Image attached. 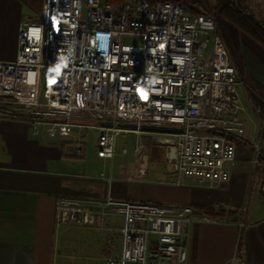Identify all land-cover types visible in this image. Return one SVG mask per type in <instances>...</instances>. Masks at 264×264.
Wrapping results in <instances>:
<instances>
[{
	"label": "built area",
	"instance_id": "obj_1",
	"mask_svg": "<svg viewBox=\"0 0 264 264\" xmlns=\"http://www.w3.org/2000/svg\"><path fill=\"white\" fill-rule=\"evenodd\" d=\"M240 82L210 12L148 0H43L40 14L19 31L15 60L0 62V108L23 110L19 114L29 116L24 120L36 138L92 129L100 158L113 157L120 134L153 135L165 146L164 168L174 183L219 187L230 179L227 165L235 161L237 138H246ZM125 123L137 129L120 126ZM142 125L182 130L151 132ZM261 140L250 143L264 199ZM148 152L143 143L132 149L139 160ZM111 215L121 218L120 246L101 264H190V227L216 221L189 205L111 195L62 196L55 203L58 226L103 229Z\"/></svg>",
	"mask_w": 264,
	"mask_h": 264
},
{
	"label": "crops",
	"instance_id": "obj_2",
	"mask_svg": "<svg viewBox=\"0 0 264 264\" xmlns=\"http://www.w3.org/2000/svg\"><path fill=\"white\" fill-rule=\"evenodd\" d=\"M42 2L0 0V62L15 60L19 31L40 14ZM231 33L234 42L229 49L241 78L240 118L246 138L237 140L235 161L227 165L230 179L219 187L176 184L163 161L166 177L157 186L170 203L227 213L212 216L215 222L190 227V264H264L262 177L253 170L250 143L260 136L264 119V48L237 30ZM244 114L253 121L252 131L247 130ZM14 124L0 123V264H62L57 258L56 200L104 197L110 190L93 182L92 166L79 159L80 129L50 140L43 134L33 137L29 126ZM147 158L146 154L141 164L146 170Z\"/></svg>",
	"mask_w": 264,
	"mask_h": 264
},
{
	"label": "rangeland",
	"instance_id": "obj_3",
	"mask_svg": "<svg viewBox=\"0 0 264 264\" xmlns=\"http://www.w3.org/2000/svg\"><path fill=\"white\" fill-rule=\"evenodd\" d=\"M208 4L211 8L215 5L212 0H209ZM247 6L256 18L264 19V0H249ZM210 13L215 17L217 28L223 35L227 45H229L228 48L231 47L234 42L231 31L234 33L238 29L214 11H210ZM133 42L134 39L132 38L124 39V43L132 44ZM0 109L14 114L24 112L21 109H13L12 107H2ZM0 113V123H18L28 126L22 116ZM243 118L247 122V130L252 131L253 121L245 114ZM87 123L93 124V122ZM79 132L83 135V155L79 159L84 161L87 166H92L93 182L101 184L105 189H109L110 194L117 198L176 205L164 200L162 197L163 191L157 188L160 185V181L164 182L166 177L162 170L165 146L156 144L153 135L133 132L120 134L115 141L113 157L99 159L97 156V135L95 131L85 129L79 130ZM137 143H144L149 149L147 160H149L150 166L148 170H145L144 175L140 173L144 159L139 160L138 157L132 154V149ZM252 147V157L254 158L256 149L253 145ZM260 148L262 149V140ZM124 150L126 151L124 152ZM255 179V182H257L258 177L256 176ZM106 223L107 227H103V229L93 226L62 225L58 228L56 227L59 249L57 258L59 262L62 264H101L104 263L106 258L115 255L120 246L119 228L121 218L117 215H111L107 218Z\"/></svg>",
	"mask_w": 264,
	"mask_h": 264
},
{
	"label": "trees",
	"instance_id": "obj_4",
	"mask_svg": "<svg viewBox=\"0 0 264 264\" xmlns=\"http://www.w3.org/2000/svg\"><path fill=\"white\" fill-rule=\"evenodd\" d=\"M112 3H120L124 0H109ZM151 4L156 2H173L185 5L193 13H204L214 11L220 17L227 20L238 31L246 34L254 42L264 48V19H258L247 6L249 0H212L215 5L211 8L209 0H148ZM4 113L14 114L2 110ZM22 117H29L26 114H14ZM261 139H264V121L261 128ZM237 140H239L237 138ZM260 156L264 162V152L261 150ZM205 212L210 216H223L227 214L222 209H206Z\"/></svg>",
	"mask_w": 264,
	"mask_h": 264
},
{
	"label": "water",
	"instance_id": "obj_5",
	"mask_svg": "<svg viewBox=\"0 0 264 264\" xmlns=\"http://www.w3.org/2000/svg\"><path fill=\"white\" fill-rule=\"evenodd\" d=\"M103 125L110 126V122H102ZM121 127L127 128V129H137V126L132 123H125L120 124ZM144 131H151V132H178L181 131V128H173V127H164V126H155V125H142L141 127ZM171 165L166 166V170H170Z\"/></svg>",
	"mask_w": 264,
	"mask_h": 264
}]
</instances>
